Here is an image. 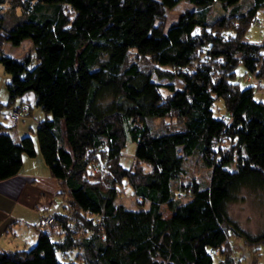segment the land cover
I'll list each match as a JSON object with an SVG mask.
<instances>
[{
	"label": "trees",
	"instance_id": "obj_1",
	"mask_svg": "<svg viewBox=\"0 0 264 264\" xmlns=\"http://www.w3.org/2000/svg\"><path fill=\"white\" fill-rule=\"evenodd\" d=\"M178 1L0 0L8 117L17 104L14 123L33 104L45 112L18 137L0 121V181L39 155L62 197L29 247L0 249V264H239L235 253L264 242V226L249 233L226 208L243 186L264 195L262 82L230 80L239 62L248 81L264 77V36L243 37L264 0H186L166 25ZM25 37L33 54L2 51ZM218 98L225 116L213 114ZM192 154L209 168L205 184L183 179ZM125 187L136 208L117 201Z\"/></svg>",
	"mask_w": 264,
	"mask_h": 264
},
{
	"label": "rangeland",
	"instance_id": "obj_2",
	"mask_svg": "<svg viewBox=\"0 0 264 264\" xmlns=\"http://www.w3.org/2000/svg\"><path fill=\"white\" fill-rule=\"evenodd\" d=\"M242 3L245 4L246 0H242ZM186 6H192V4L186 0H179L173 6L164 8L166 13V25L175 19L177 13ZM211 7L212 14H216L220 11L215 5H212ZM1 11L2 10H0V13ZM256 17L259 24L257 25L251 23L243 37L250 41L260 42L264 36V9L258 10ZM2 51L17 58L23 57L27 53L33 54L32 39L30 37H25L20 41L19 44H12L9 41H5L2 45ZM32 59L33 64L34 58ZM246 77L247 74L245 73L244 67L240 62L237 63L233 68V74L230 77V80L237 82L240 87L253 85L255 78L252 77L251 81H248ZM9 78L10 74L4 69L2 63L0 62V121H3L7 125H12V130L10 132H12L17 137L23 130L25 132L30 131V126L33 128L36 127L38 119L43 117L45 112L36 104H33L32 107L29 108L28 113L20 117L18 121L14 123V121L8 117L10 106L4 105V103H6L8 100L6 82L9 80ZM151 78L157 82L180 81L178 77H173L172 79H168L166 77L158 78L154 74H151ZM261 82L263 86V93L262 88L261 90L258 89L260 92L257 93V97H262L264 95V77L261 78ZM21 98L22 97H17L15 102H20ZM213 114L218 116L227 115V111L224 108L222 100L219 98L215 99L213 102ZM150 123L155 131H159L164 125L158 118L152 119ZM133 146L134 144L131 140L126 141L121 156V160L124 163H128L131 160V156H133ZM40 162V165H37L36 169L39 171V173L46 172V165L42 163V161ZM183 165L185 168V172L183 174L184 180L194 176L201 184H205L208 181L209 168L203 165L199 154L186 156ZM25 166L30 167L28 164ZM30 168L32 169V166ZM32 190L35 191V198L39 199L40 205L43 203V201H45L51 204V206L43 209L40 208V210L37 212L34 210L35 208L33 209V206H29L31 209H28L27 205H25L26 202H23L24 204L19 201L14 202L15 199L7 195H5V198L0 192V249L23 248L22 245L25 240V224L30 221H35L38 213L41 214L43 212L42 210H44L45 213L52 212L54 207L57 206L56 204L62 201V197L60 195H57L56 193L51 194L46 189L42 190L44 194L40 193L41 190L39 187H36V183L32 184ZM129 191L130 188L125 187L124 192L118 196L117 201L122 202L130 208H136L137 206L134 202V197L129 194ZM226 208L229 217L249 233L254 234L264 226V195L260 190L253 191L247 187H241L237 193V198L235 200L228 201ZM16 215L28 218L25 219L26 221L23 220L22 224L20 225L18 224L20 221L13 223L14 217H16ZM27 225L34 227L32 224ZM232 242H235L237 245H241L243 239L233 238ZM30 245L31 244H28L27 247ZM245 248L247 251L245 254H234L235 260L238 258L236 262L239 264H254V262L255 264H264V242L247 245ZM58 256L61 258L60 252H58ZM216 259L217 256L213 254V260L216 261Z\"/></svg>",
	"mask_w": 264,
	"mask_h": 264
},
{
	"label": "crops",
	"instance_id": "obj_3",
	"mask_svg": "<svg viewBox=\"0 0 264 264\" xmlns=\"http://www.w3.org/2000/svg\"><path fill=\"white\" fill-rule=\"evenodd\" d=\"M26 96L31 99V101L34 100V95L32 94V92L26 93ZM40 161L42 160L39 156L37 158L24 156L23 170L13 177L0 181V192L4 197L5 195L10 196L15 199L14 202L19 201L22 204H24L23 202H26L25 205H27L28 209H31V207L29 206H33V209L35 208L34 210L37 212L40 210V208H47L51 206V204L43 201V203L40 205L39 199L35 198V191L32 190V184L36 183V187L40 188V193L42 194H44L42 190L45 189L48 190L51 194H54L58 191L57 182L55 181V179L51 178L48 175L47 170L46 172L41 171L42 173H39V171L36 169V166L40 165ZM26 164H28L30 167L32 166V169L30 167H26ZM61 203L56 204L57 206L54 207L53 211L60 209ZM42 211L45 212L44 210ZM47 214H51V212ZM39 216L40 213H38L35 221H30L25 224V240L22 245L23 247H27L28 244H32L35 241L37 237V222ZM27 218L28 217H21L19 215H16V217H14L13 223L20 221L18 224L21 225L23 220ZM27 224H32L34 225V227H31Z\"/></svg>",
	"mask_w": 264,
	"mask_h": 264
},
{
	"label": "built area",
	"instance_id": "obj_4",
	"mask_svg": "<svg viewBox=\"0 0 264 264\" xmlns=\"http://www.w3.org/2000/svg\"><path fill=\"white\" fill-rule=\"evenodd\" d=\"M253 23L258 24V21L256 18L253 19ZM247 79H249V77H247ZM260 85H261V81L259 79H256L254 81V86L257 88ZM25 110H26L25 106H22L21 104L14 105L12 107L11 111L9 112V117L13 120H16L19 116L23 115ZM50 220H51L50 216L43 217L41 219V225H44L45 223L49 222Z\"/></svg>",
	"mask_w": 264,
	"mask_h": 264
}]
</instances>
